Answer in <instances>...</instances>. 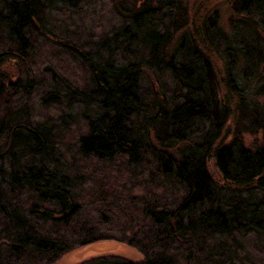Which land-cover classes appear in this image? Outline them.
Returning a JSON list of instances; mask_svg holds the SVG:
<instances>
[{
    "label": "trees",
    "instance_id": "trees-1",
    "mask_svg": "<svg viewBox=\"0 0 264 264\" xmlns=\"http://www.w3.org/2000/svg\"><path fill=\"white\" fill-rule=\"evenodd\" d=\"M102 243L264 264V0H0V264Z\"/></svg>",
    "mask_w": 264,
    "mask_h": 264
},
{
    "label": "rangeland",
    "instance_id": "rangeland-1",
    "mask_svg": "<svg viewBox=\"0 0 264 264\" xmlns=\"http://www.w3.org/2000/svg\"><path fill=\"white\" fill-rule=\"evenodd\" d=\"M192 2H201L202 0H191ZM192 4V3H191ZM74 134H72L73 136ZM249 142L246 139V142ZM208 170L212 179L218 183H221V177L215 169L213 162L210 161L208 164ZM103 256H113L123 258L130 262H141L143 257L137 251L124 245L102 243L82 249H74L64 256H62L56 264H81L90 259L103 257Z\"/></svg>",
    "mask_w": 264,
    "mask_h": 264
}]
</instances>
